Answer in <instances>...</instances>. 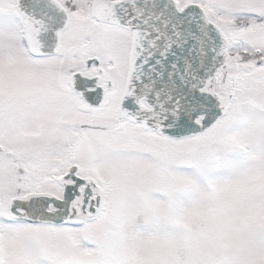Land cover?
<instances>
[{"label":"snow or ice","instance_id":"6c2138e0","mask_svg":"<svg viewBox=\"0 0 264 264\" xmlns=\"http://www.w3.org/2000/svg\"><path fill=\"white\" fill-rule=\"evenodd\" d=\"M0 264H264V0H0Z\"/></svg>","mask_w":264,"mask_h":264}]
</instances>
